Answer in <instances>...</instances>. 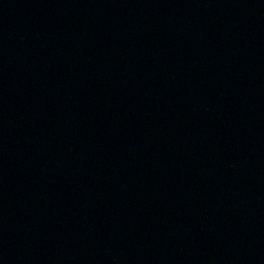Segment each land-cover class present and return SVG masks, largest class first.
I'll use <instances>...</instances> for the list:
<instances>
[{
	"label": "water",
	"instance_id": "95a60500",
	"mask_svg": "<svg viewBox=\"0 0 264 264\" xmlns=\"http://www.w3.org/2000/svg\"><path fill=\"white\" fill-rule=\"evenodd\" d=\"M0 264H264V0H0Z\"/></svg>",
	"mask_w": 264,
	"mask_h": 264
}]
</instances>
